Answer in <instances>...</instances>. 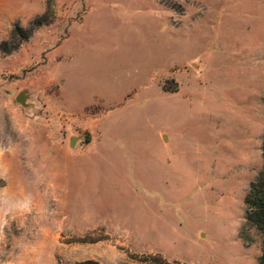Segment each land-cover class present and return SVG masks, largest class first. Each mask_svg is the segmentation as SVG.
<instances>
[{
	"label": "rangeland",
	"instance_id": "rangeland-1",
	"mask_svg": "<svg viewBox=\"0 0 264 264\" xmlns=\"http://www.w3.org/2000/svg\"><path fill=\"white\" fill-rule=\"evenodd\" d=\"M44 13L0 52V264H256L264 0H0V42Z\"/></svg>",
	"mask_w": 264,
	"mask_h": 264
},
{
	"label": "trees",
	"instance_id": "trees-1",
	"mask_svg": "<svg viewBox=\"0 0 264 264\" xmlns=\"http://www.w3.org/2000/svg\"><path fill=\"white\" fill-rule=\"evenodd\" d=\"M47 22V14L44 13L32 19L26 28L16 24L12 29L10 40L0 42V52L10 53L16 50L38 27ZM261 155L264 163V134L262 138ZM243 202L246 223L254 227L261 236V253L256 264H264V169L260 171L256 179L250 183Z\"/></svg>",
	"mask_w": 264,
	"mask_h": 264
},
{
	"label": "water",
	"instance_id": "water-1",
	"mask_svg": "<svg viewBox=\"0 0 264 264\" xmlns=\"http://www.w3.org/2000/svg\"><path fill=\"white\" fill-rule=\"evenodd\" d=\"M21 98H22V94H20L18 97H17V100H21Z\"/></svg>",
	"mask_w": 264,
	"mask_h": 264
},
{
	"label": "crops",
	"instance_id": "crops-1",
	"mask_svg": "<svg viewBox=\"0 0 264 264\" xmlns=\"http://www.w3.org/2000/svg\"><path fill=\"white\" fill-rule=\"evenodd\" d=\"M116 88H117V86L115 87V90H116ZM116 91H118V90H116Z\"/></svg>",
	"mask_w": 264,
	"mask_h": 264
}]
</instances>
